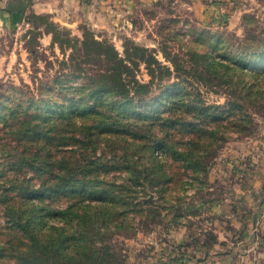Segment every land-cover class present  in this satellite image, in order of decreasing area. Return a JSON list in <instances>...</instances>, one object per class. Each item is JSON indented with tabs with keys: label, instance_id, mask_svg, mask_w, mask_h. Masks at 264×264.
<instances>
[{
	"label": "rangeland",
	"instance_id": "rangeland-1",
	"mask_svg": "<svg viewBox=\"0 0 264 264\" xmlns=\"http://www.w3.org/2000/svg\"><path fill=\"white\" fill-rule=\"evenodd\" d=\"M140 1L102 22L60 25L50 42L37 30L26 39L29 28L0 33V264L19 261L23 240L10 221L33 202L42 205L41 237L70 222V211L58 210L75 196L59 186L76 178L124 190L106 193L130 202L112 213L126 226L99 222L122 264L170 263L188 250L183 234L188 246L215 244L217 229L232 228L224 215L245 211L252 197L249 210L264 211V63L246 53L264 47V13H246L233 30L181 0ZM28 17L52 29L45 16ZM88 33L114 44L150 91L132 88L127 100L95 92L118 64L96 46L83 49ZM138 46L173 73L156 67L152 77ZM188 148L200 161L193 168L179 153ZM32 187L48 189L43 202ZM259 239L264 245V226Z\"/></svg>",
	"mask_w": 264,
	"mask_h": 264
},
{
	"label": "trees",
	"instance_id": "trees-1",
	"mask_svg": "<svg viewBox=\"0 0 264 264\" xmlns=\"http://www.w3.org/2000/svg\"><path fill=\"white\" fill-rule=\"evenodd\" d=\"M29 14L26 15V20L32 24V27L28 29L30 34L28 39L31 38L34 30L39 31L40 37L42 30L39 27H43L44 31L52 34V40H54V28L60 27V24L50 20L46 14L32 13L45 16L48 23L52 25V29L49 30L47 24H34L29 19ZM80 44L86 52H89L93 46L98 47L99 53L112 58L118 64V67H116L118 71H112V76L102 74L104 75L103 80L95 86V92L107 91L120 95L122 100H127L132 95V88L138 94L150 91V82L139 80L134 71H129L130 66L127 64L126 59L120 55L114 44L105 43L89 33L84 35V38L80 40ZM137 49L142 51L141 58L152 77H155L158 72H162L156 71V67L167 70L166 72L169 74L173 73L171 68L163 64L156 54L150 53L145 57L148 51L146 47L138 46ZM246 53L256 57L257 61L264 63V47L251 45ZM202 107L212 109L210 105ZM179 153L183 156L184 161H189V167L193 168L200 164V161L196 160L198 155L194 149H183ZM90 184L91 181L84 178H76L63 185L60 184L59 188L61 187V190H65L68 192L67 195L75 197L66 209H59L58 212L63 214L70 211L71 218L69 220L70 222L75 221V225H69L70 222L66 225L63 224L55 235H48L43 238L40 236L39 231H35L40 225V217L36 212L42 206L41 204L33 202L25 209L26 212H17V215L12 217L10 228L23 240V245L19 249L17 264H122L119 261V256L112 250L113 240H109L107 243V239L112 237V233H109L108 237L105 234L101 237L102 232L99 222L106 224L107 229L110 228L108 224H113V228L126 226L127 220L125 218L118 217L117 220L113 219L112 221V213L124 210V206L130 204V202L120 196L121 194L107 195L106 193L118 194L124 191L122 188L113 186L100 188ZM125 189L129 188L126 187ZM31 190V198L38 197L41 202L48 193V189L45 190L44 187H32ZM83 198L90 199V203L85 204ZM119 203H122V205L118 206Z\"/></svg>",
	"mask_w": 264,
	"mask_h": 264
},
{
	"label": "crops",
	"instance_id": "crops-1",
	"mask_svg": "<svg viewBox=\"0 0 264 264\" xmlns=\"http://www.w3.org/2000/svg\"><path fill=\"white\" fill-rule=\"evenodd\" d=\"M140 0H0V33L11 30L17 36L21 29L30 28L32 24L26 20L28 13L46 14L50 20L68 27H75L86 20L111 19L122 7L133 9ZM145 3L155 0H142ZM179 1V0H176ZM187 10L198 13L200 18L210 24L226 25L236 30L243 27L246 13H264V0H181ZM141 2V1H140ZM142 2V3H143ZM197 15V16H198ZM42 30L40 39L52 41V34ZM26 39L30 34L27 32ZM25 36L23 38L25 39ZM257 172V170H256ZM261 175V174H260ZM256 191L262 187L254 184ZM245 198V197H244ZM246 203L245 211L224 215L231 221V227L221 226L216 230L218 242L211 245L200 242L188 246L190 241L184 232L176 235L181 247L176 260L166 264H264V245L260 241V233L264 226V211H251L257 204ZM253 206V207H252ZM236 219V220H235ZM228 224V223H227ZM255 224H261L255 233ZM260 230V231H259ZM185 243V244H183ZM182 249V248H181ZM221 249V250H218Z\"/></svg>",
	"mask_w": 264,
	"mask_h": 264
}]
</instances>
